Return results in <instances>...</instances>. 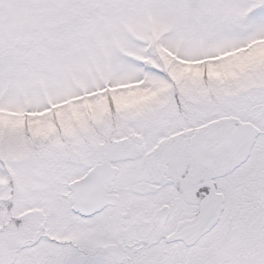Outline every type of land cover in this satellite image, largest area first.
<instances>
[{
	"label": "rangeland",
	"instance_id": "rangeland-1",
	"mask_svg": "<svg viewBox=\"0 0 264 264\" xmlns=\"http://www.w3.org/2000/svg\"><path fill=\"white\" fill-rule=\"evenodd\" d=\"M205 110L264 135V0H0L2 243L45 158H121Z\"/></svg>",
	"mask_w": 264,
	"mask_h": 264
},
{
	"label": "flooded vegetation",
	"instance_id": "flooded-vegetation-1",
	"mask_svg": "<svg viewBox=\"0 0 264 264\" xmlns=\"http://www.w3.org/2000/svg\"><path fill=\"white\" fill-rule=\"evenodd\" d=\"M254 115L221 123L205 110L155 140L135 136L139 151L121 158L50 155L35 198L10 196L15 231L0 239V264H264V135Z\"/></svg>",
	"mask_w": 264,
	"mask_h": 264
}]
</instances>
